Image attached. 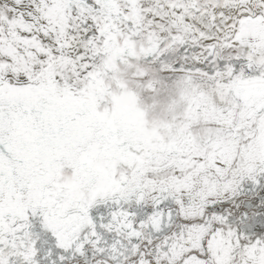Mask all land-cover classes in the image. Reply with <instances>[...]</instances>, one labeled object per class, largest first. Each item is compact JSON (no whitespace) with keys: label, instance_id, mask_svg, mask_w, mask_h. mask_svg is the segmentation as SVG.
Here are the masks:
<instances>
[{"label":"snow or ice","instance_id":"obj_1","mask_svg":"<svg viewBox=\"0 0 264 264\" xmlns=\"http://www.w3.org/2000/svg\"><path fill=\"white\" fill-rule=\"evenodd\" d=\"M0 264H264V0H0Z\"/></svg>","mask_w":264,"mask_h":264}]
</instances>
